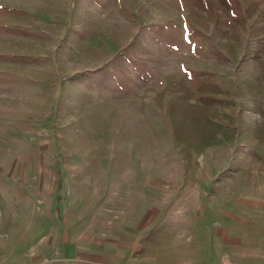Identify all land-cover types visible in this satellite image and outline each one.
Here are the masks:
<instances>
[{
  "label": "rangeland",
  "instance_id": "rangeland-1",
  "mask_svg": "<svg viewBox=\"0 0 264 264\" xmlns=\"http://www.w3.org/2000/svg\"><path fill=\"white\" fill-rule=\"evenodd\" d=\"M240 250L264 254V0H0V264Z\"/></svg>",
  "mask_w": 264,
  "mask_h": 264
},
{
  "label": "crops",
  "instance_id": "crops-1",
  "mask_svg": "<svg viewBox=\"0 0 264 264\" xmlns=\"http://www.w3.org/2000/svg\"><path fill=\"white\" fill-rule=\"evenodd\" d=\"M237 253L238 255L229 259L230 262L228 264H264V254L259 252H241V250L237 251Z\"/></svg>",
  "mask_w": 264,
  "mask_h": 264
}]
</instances>
